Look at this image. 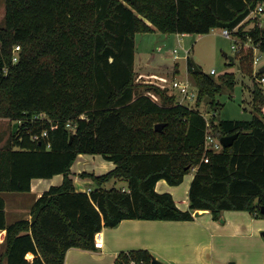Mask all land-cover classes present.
<instances>
[{
    "label": "trees",
    "instance_id": "1",
    "mask_svg": "<svg viewBox=\"0 0 264 264\" xmlns=\"http://www.w3.org/2000/svg\"><path fill=\"white\" fill-rule=\"evenodd\" d=\"M258 4L264 0H5L0 118L19 123L0 147L5 264H64L69 249H93L96 233L123 220L191 221L198 210L216 220L223 211L264 218V92L255 82L263 74L257 72L249 88L252 118L220 120L215 96L233 89V73L214 78L194 71L186 58L197 89L194 108L177 103L167 88L136 83L134 73L138 33L196 36L226 29L264 53V26L245 30L253 21L244 22ZM233 58L239 73L251 77L253 50L242 46ZM205 100L213 110L209 121L199 110ZM157 124H163L159 131ZM208 130L217 140L237 137L230 147L206 150ZM82 154L114 164L104 174H79L93 183L89 192L77 191L71 176ZM193 168L188 210L155 191L159 180L179 185ZM55 175L61 184L31 205L30 220L7 224L1 194L29 192L31 180ZM113 180L125 181L127 190L105 189ZM152 259L137 250L121 254L118 264Z\"/></svg>",
    "mask_w": 264,
    "mask_h": 264
},
{
    "label": "crops",
    "instance_id": "2",
    "mask_svg": "<svg viewBox=\"0 0 264 264\" xmlns=\"http://www.w3.org/2000/svg\"><path fill=\"white\" fill-rule=\"evenodd\" d=\"M185 68L187 73V64ZM99 165V170L114 168L109 161L99 162ZM195 171L196 168L191 169L179 185L170 186L164 180H159L154 189L157 193L170 194L177 207L186 211L189 207V186ZM72 179L77 191L89 192L94 188L89 179H83L85 183L75 176ZM61 182V175L33 179L29 192L2 193L6 223L30 220L31 205L43 192ZM123 182L125 184L121 189L127 190V183ZM83 184L89 186L86 191L82 188ZM19 214H24V217L16 218ZM262 232L264 219L254 217L247 211H223L217 220L207 210L194 211L191 221L123 220L115 227L100 231L101 249L71 248L66 252L64 264H118L121 254L127 255L137 250H146L153 258L166 264H264ZM4 236L5 231L0 230V264H5L1 259ZM259 250L262 254H259ZM32 258V254L26 255V259Z\"/></svg>",
    "mask_w": 264,
    "mask_h": 264
},
{
    "label": "rangeland",
    "instance_id": "3",
    "mask_svg": "<svg viewBox=\"0 0 264 264\" xmlns=\"http://www.w3.org/2000/svg\"><path fill=\"white\" fill-rule=\"evenodd\" d=\"M4 13L5 0H0V27L4 26ZM251 26L252 22H249L245 30L250 29ZM232 40L230 37L223 36L222 30L218 28L210 30L208 34L197 35L195 37L173 33L165 34L158 31L144 34L138 33L134 37L135 82L147 83L148 79L146 76L148 75L163 76L166 74L165 76L169 79L172 76H176L179 80H184L187 77L190 83H192L185 68L187 64L186 58H188L205 74H209L211 70H214L216 72L212 76L214 78L226 72L234 74L235 84L233 89L231 91L223 90L215 96V101L220 104L219 110L215 112L216 117L220 120H250L253 114V105L249 88L252 87L253 78L256 76L255 74L259 68L264 66V53H256L259 60L258 65L253 68L252 76H243L237 70L236 64H230L228 60V57L234 54V50L231 48L234 45ZM174 50H176L175 55H177V59L173 57ZM178 65L180 67L179 70ZM262 74L264 76V72ZM257 81L258 79L255 80V82ZM152 82L160 85L159 81L152 80ZM259 86L264 92V83L259 84ZM143 89L140 88V90ZM149 96L154 101L159 102L152 94H149ZM187 105L194 108L195 101L187 102ZM199 110L205 119L209 121L213 110L206 100L200 104ZM12 128L13 123L11 121L0 118V147L5 144L10 134H12ZM209 131L208 134L212 136ZM79 157H82L81 160L77 159L71 170L72 177L75 176L77 180L86 182L79 177V174L84 171L94 174H96L95 172L100 174L108 172V169H97L100 166L99 162H106L100 155L82 154ZM124 184L121 180H113L106 183L104 188L110 189L111 187H115L121 189ZM82 186L85 189L84 191L89 188L87 184H83ZM23 217L24 214H19L16 218L21 219ZM259 219L262 220L264 218L260 217ZM259 254H262L261 250H259Z\"/></svg>",
    "mask_w": 264,
    "mask_h": 264
},
{
    "label": "built area",
    "instance_id": "4",
    "mask_svg": "<svg viewBox=\"0 0 264 264\" xmlns=\"http://www.w3.org/2000/svg\"><path fill=\"white\" fill-rule=\"evenodd\" d=\"M251 20L252 26H259L263 27L264 26V6L262 4H258L255 9H253L248 16L246 17L245 21ZM256 21V22H255ZM237 29V27L234 29V31ZM222 34L225 37H230L233 39L234 45L231 46V48L235 52H238L242 46L251 48L253 50V68L254 66L258 65V60L259 58L256 56V53H259L258 46L254 45L250 38H247V40H241L240 38L233 36L232 33L233 31H228L226 29H221ZM18 51L19 47L16 46L13 49V57H12V62L15 63L18 60ZM176 50L173 51V57L174 59H177V55H175ZM260 69V68H259ZM259 72V70H258ZM216 72L214 70L210 71L211 75H214ZM148 79L147 82H152L153 81H159L160 85H158L155 82H152L161 88H167L168 89V94L169 95H175L177 98V103L182 104V105H187V102H192L195 101L196 96H197V90L196 87L190 83V81L186 78L184 80H179L177 79L176 76H173L172 78H167V76H156V75H148L146 76ZM149 82V83H150ZM258 83L261 85L264 83V76H262L259 80ZM195 89V90H193ZM188 106V105H187ZM69 127V124L67 125ZM46 133H43L42 136H45ZM34 139H37V137H34ZM222 148L221 143L219 140L213 138L207 134L205 136V149L206 150H212V151H219ZM204 162H207V159L204 158ZM94 248L95 249H101L102 248V238L100 235V232L96 233L94 235ZM128 264H137L134 260H130Z\"/></svg>",
    "mask_w": 264,
    "mask_h": 264
},
{
    "label": "water",
    "instance_id": "5",
    "mask_svg": "<svg viewBox=\"0 0 264 264\" xmlns=\"http://www.w3.org/2000/svg\"><path fill=\"white\" fill-rule=\"evenodd\" d=\"M228 60H230V63H231V64L234 63V58H233V56H229V57H228ZM191 63H192V65H193V69H194V71H199L198 67L194 64V62H191ZM259 72H260V73H263V72H264V66L261 67V68L259 69ZM18 126H19V123H17V122L13 124L12 133L15 132V130L17 129ZM162 127H163V124H157V125H155L154 129H155L156 131H159V130H161ZM236 137H237V134L229 135V136H223V137H221V138L219 139V142L221 143V145H222L223 147H230V146L232 145L233 140H234ZM262 211H264V207L262 208ZM261 235H262V237H263V239H264V232H262ZM119 264H124V263H123V262H120ZM151 264H166V263H163V262H161V261H159V260L153 258V259L151 260Z\"/></svg>",
    "mask_w": 264,
    "mask_h": 264
}]
</instances>
